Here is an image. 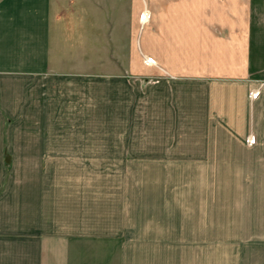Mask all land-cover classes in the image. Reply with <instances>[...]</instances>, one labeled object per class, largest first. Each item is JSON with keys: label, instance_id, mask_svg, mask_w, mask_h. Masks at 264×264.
<instances>
[{"label": "crops", "instance_id": "0c3cea01", "mask_svg": "<svg viewBox=\"0 0 264 264\" xmlns=\"http://www.w3.org/2000/svg\"><path fill=\"white\" fill-rule=\"evenodd\" d=\"M62 1L0 0V264H205L211 232L226 263L264 264V0H148L144 26L143 1L132 0L126 30L106 3L101 38L87 14L62 29ZM94 37L106 60L96 71ZM97 72L122 88L148 76L162 136L149 166L165 174L120 177L148 182L136 211L124 196L111 202L123 186L93 170L123 145L62 129L76 119L75 90Z\"/></svg>", "mask_w": 264, "mask_h": 264}, {"label": "rangeland", "instance_id": "374dc122", "mask_svg": "<svg viewBox=\"0 0 264 264\" xmlns=\"http://www.w3.org/2000/svg\"><path fill=\"white\" fill-rule=\"evenodd\" d=\"M93 1L94 2H91L90 0L62 1V6L56 12V14L59 15L58 17L62 19L60 20L61 28L66 30L68 28V24H70L72 27H76L79 29V24H84L83 17L85 14H87L90 16L88 17L90 18V23L93 25L92 30L94 34L97 35L98 38H101L100 27L103 23L100 18L99 9L102 4L103 6H105L106 3L110 7L113 6L120 22L122 20L120 19V17H122L121 13L122 11L124 12V19L120 26L123 28L128 26V18L130 16L129 11L132 0ZM142 1L145 6L144 10H147L148 8L146 6L148 5V0ZM72 5H74L75 7V13L77 15H74V12L71 11L70 7ZM70 14L71 16L69 18L68 16ZM147 24L148 21L141 25L144 26ZM124 30H126V28ZM98 38L94 37L92 40V62L94 65V71H96V66H99L103 63L105 65L106 61L100 45V40ZM99 73L100 72H97V74L93 76L91 84H89L87 87L84 86L81 89V86H78V89L75 90L77 92L76 95H74V98H76V104L78 106V112L77 114H75L76 119L70 121H68L67 119L62 120V129H66V132L69 128H71L72 130L78 128L86 130V140L88 143L91 142L98 145L109 144L114 148L117 145L119 147L123 145L120 151L109 152L108 169H105L103 162L102 169L93 168V170L94 175H100V172L102 170H108L107 175L112 178V183H110V185L115 187L116 190L117 187L118 189H122L121 187L123 186V191L125 192H123L122 190L119 191V194H116V191L110 192L109 199L111 202H113V200L116 201L119 197L124 196L125 207L129 209L135 208L136 211L137 199L135 200V196L137 188H140L141 193H143L144 189L148 188V182L146 181L140 183L139 181V184H136V180L134 183V180H125V183L123 185H120V177H125L127 179L128 177H148L149 175L164 176L165 174L163 168L153 169L149 166V159L151 156L149 147L155 145L156 142L158 143L162 139V136L154 134L155 132L159 131V120L156 121L155 119H153L152 121V119L150 118L148 99L149 84L147 79L148 76H131L129 77V81L126 80L124 87L122 88L120 83H117V80H114L109 76L106 80V78L101 77ZM71 87L72 86H70V88ZM84 102L86 103L85 105ZM160 121L163 125L164 120ZM96 154H99V152ZM154 171L156 173H154ZM157 189H160L158 185ZM144 195L145 194H142V214L139 219L141 220V225H148L150 223V217L147 214L148 200L147 195L146 197ZM136 218L138 217H127V219L130 221H132V219L136 220ZM163 220V215L157 216V224H163ZM141 234L145 235L147 234V232L142 231ZM156 234L158 236V239L164 240L165 232L159 231ZM212 234V232L206 233L207 242L205 250V264H229L224 261L225 251H223V249L221 248L219 249L218 247H213L212 239L214 237L217 238V242L215 243H218L219 239H221V233H217V236H212ZM173 238L174 240L179 239L180 233H173ZM158 251L162 256H164V247L158 248ZM173 255L174 260H178L180 256V247L174 246ZM228 259L229 258H227L226 260ZM175 264L180 263L175 262Z\"/></svg>", "mask_w": 264, "mask_h": 264}, {"label": "built area", "instance_id": "2783aa9c", "mask_svg": "<svg viewBox=\"0 0 264 264\" xmlns=\"http://www.w3.org/2000/svg\"><path fill=\"white\" fill-rule=\"evenodd\" d=\"M149 13V16L148 17H150V12H149V10H144L142 13H141V20H143L142 21V24H144L145 23V21H144V15H146V14H148ZM149 61V59H146V62H148ZM260 92V89H255V90H252L251 91V93H250V96L251 97H255L258 93ZM248 143L250 144V143H252L253 142V138L251 137V136H249L248 138Z\"/></svg>", "mask_w": 264, "mask_h": 264}]
</instances>
